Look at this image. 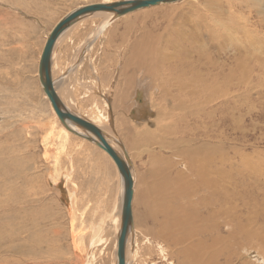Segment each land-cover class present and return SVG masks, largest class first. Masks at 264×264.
<instances>
[{
	"label": "rangeland",
	"instance_id": "obj_1",
	"mask_svg": "<svg viewBox=\"0 0 264 264\" xmlns=\"http://www.w3.org/2000/svg\"><path fill=\"white\" fill-rule=\"evenodd\" d=\"M103 1L0 0V264H111L115 259L108 226L121 199L117 170L102 150L65 132L37 75L46 36L55 24L78 7ZM183 12L201 18L212 31L220 29L215 25L219 18L251 30L253 22L264 21V0H181L115 22L109 19L110 24L108 16H97L68 29L54 50L53 75L60 100L116 137L135 171L136 240L132 235L127 239V264H179V258L184 264L177 247L156 235L157 223L142 218L149 209L142 198L150 181L142 178L152 161L165 157L174 171L183 172L193 183L183 149L201 144L190 138H201L202 129L194 121L186 126L189 133H182L186 114L177 106L180 101L190 104L189 91L175 88L178 75L167 78L162 65L148 58L141 64L138 56L155 52L184 56L179 50L193 46L181 40ZM101 26L105 29L99 33ZM172 66L186 67L179 62H171ZM263 78L239 82L233 118L224 111L221 129L206 131L211 137L222 136L218 146L227 157H237L238 164L247 158L251 170L243 171L246 174L264 168ZM157 113L169 116L149 121ZM140 133H149L145 145L135 144ZM257 189L264 193V188ZM191 211L200 221L207 216L200 209ZM224 258L218 264L240 260Z\"/></svg>",
	"mask_w": 264,
	"mask_h": 264
},
{
	"label": "bare ground",
	"instance_id": "obj_2",
	"mask_svg": "<svg viewBox=\"0 0 264 264\" xmlns=\"http://www.w3.org/2000/svg\"><path fill=\"white\" fill-rule=\"evenodd\" d=\"M112 2L115 1L105 0L102 3ZM99 16H108L107 24H110L111 16ZM256 22L259 24L254 25L253 22L255 27L250 30L247 25L236 28V23L230 18L227 21L219 18L215 20V25L220 29L216 27L212 31L210 25L201 18L183 12L181 40L193 46L179 50L184 56L176 54L170 57L158 52L152 55L138 54L141 64L145 58H148L162 65L165 77L178 75L175 88L181 92L189 91L190 104L184 105L183 101H180L177 106L180 113L186 114L181 121L185 123L182 133H189L190 129L186 126L194 121L197 127L202 129L201 138L196 136L190 138L191 142L200 139L201 144L183 149V154H187L185 168L193 174L195 178L193 183L183 172L174 171L175 166L165 157H158V161H152L142 178L146 177L150 180L147 185V196H143L142 203L151 209L150 211L147 208L148 211L144 212L142 218L157 223L156 235L177 247V255L183 257L184 264H218V260L224 255L225 262H228L230 257L235 259L239 257L238 264H264V193L262 189H257L264 188V171H262L264 168L260 169L257 166L258 168H253L249 174L244 173L251 170L247 158L238 164L237 157H227L218 146L223 144V139H217L222 136L218 134L216 137H211L206 132L213 128L221 129L224 111L229 118L235 114L236 103L239 102L236 100L238 98L236 92L241 87L239 82L258 81L264 75V32H260L264 29V21L258 19ZM102 28L104 30L105 26L100 27L99 33ZM59 38L52 47L50 61L55 92L58 91V86L53 75V55ZM135 47L137 48L138 44H135ZM171 62H179L186 67H169ZM130 74L133 75L132 70L128 73ZM133 78L134 76L131 80ZM145 91L148 93L150 90ZM168 116L167 113L162 115L157 113L149 121L157 122L156 120ZM69 128L73 131L72 126ZM64 130L68 131L66 128ZM18 138L20 137L16 134L14 139ZM136 138L137 145L140 142L145 145L150 139L149 133L137 134ZM190 140L187 141L188 144ZM153 142L151 141L150 145ZM180 143L184 142H176V144ZM108 144L123 156L122 151L112 142ZM120 147L126 151L123 145ZM137 149L138 147L134 148V154L137 153ZM110 161L112 162L111 159ZM131 168L134 197L136 174L132 164ZM119 186L121 193L120 183ZM199 194H202L201 198L194 201L193 198ZM120 201L121 199L108 226L115 257L116 237L121 222ZM133 201L132 198V207ZM193 208L203 210L207 216H202L203 219L200 221L199 216L191 211ZM131 215L133 225L131 235L135 242L133 213ZM74 242L73 236V244ZM114 261L115 259L111 264H114ZM179 264H182L181 258Z\"/></svg>",
	"mask_w": 264,
	"mask_h": 264
},
{
	"label": "water",
	"instance_id": "obj_3",
	"mask_svg": "<svg viewBox=\"0 0 264 264\" xmlns=\"http://www.w3.org/2000/svg\"><path fill=\"white\" fill-rule=\"evenodd\" d=\"M181 0H118L112 3H96L78 7L67 13L48 33L46 42L38 62V81L43 94L47 98L58 122L76 137L93 144L98 149L106 153L112 160L117 170L121 185V222L116 237V257L115 264H126V241L133 233L132 225V198L134 180L130 160L120 147L116 137L107 134L100 128L84 120L79 115L69 111L58 98L54 83L51 79L50 61L51 50L58 37L63 35L68 29L81 21L99 15L111 16V21L115 22L127 15L161 5L177 3ZM73 127V131L69 128ZM109 140L114 145L119 146L123 156H120L106 141Z\"/></svg>",
	"mask_w": 264,
	"mask_h": 264
},
{
	"label": "crops",
	"instance_id": "obj_4",
	"mask_svg": "<svg viewBox=\"0 0 264 264\" xmlns=\"http://www.w3.org/2000/svg\"><path fill=\"white\" fill-rule=\"evenodd\" d=\"M125 74H126V72H125ZM127 75V74H126ZM128 77V76H127ZM56 94H57V92H56ZM57 96H58V94H57ZM58 98H59V96H58ZM60 99V98H59ZM61 101V100H60ZM62 102V101H61ZM64 106H65V104L64 103H62ZM66 107V106H65ZM69 111H72L73 113H75V114H77V112L76 111H74L73 109H70L69 107H66ZM139 108V107H138ZM137 108V109H138ZM78 115V114H77ZM80 116V115H79ZM81 117V116H80ZM83 118V117H82ZM85 119V118H84ZM95 125V124H94Z\"/></svg>",
	"mask_w": 264,
	"mask_h": 264
}]
</instances>
